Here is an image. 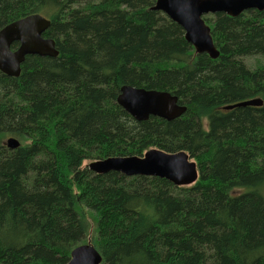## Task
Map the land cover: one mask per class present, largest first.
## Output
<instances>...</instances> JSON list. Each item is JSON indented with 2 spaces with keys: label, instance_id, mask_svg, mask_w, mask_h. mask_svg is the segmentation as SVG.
Wrapping results in <instances>:
<instances>
[{
  "label": "trees",
  "instance_id": "1",
  "mask_svg": "<svg viewBox=\"0 0 264 264\" xmlns=\"http://www.w3.org/2000/svg\"><path fill=\"white\" fill-rule=\"evenodd\" d=\"M154 2L0 0V29L39 14L58 52L0 72V264H66L82 245L100 264H264V11L205 15L213 60ZM122 86L186 111L137 122ZM251 99L262 105L222 110ZM152 149L187 153L196 181L84 165Z\"/></svg>",
  "mask_w": 264,
  "mask_h": 264
},
{
  "label": "water",
  "instance_id": "2",
  "mask_svg": "<svg viewBox=\"0 0 264 264\" xmlns=\"http://www.w3.org/2000/svg\"><path fill=\"white\" fill-rule=\"evenodd\" d=\"M151 9L162 13L181 27L185 41L193 47L195 53L206 54L214 60L218 58L219 51L213 44L210 28L203 17L221 13L235 18L249 10L264 11V0H155ZM49 26L48 19L34 14L0 29V72L16 78L20 74V66L25 57L31 55L57 57L55 42L43 37ZM13 43H18L15 50L11 49ZM116 101L137 122L147 121L149 117L169 122L186 111V107L178 104L176 95L165 91L122 86ZM261 105V99H251L223 106L222 110L230 111ZM5 145L10 150L19 147L18 141L14 138L6 139ZM87 168L97 174L117 172L127 177L165 179L178 187L190 186L198 177L195 163L184 151L167 153L152 149L141 158H108L91 162ZM100 262L101 257L91 246L82 245L71 252L66 264H100Z\"/></svg>",
  "mask_w": 264,
  "mask_h": 264
},
{
  "label": "rangeland",
  "instance_id": "3",
  "mask_svg": "<svg viewBox=\"0 0 264 264\" xmlns=\"http://www.w3.org/2000/svg\"><path fill=\"white\" fill-rule=\"evenodd\" d=\"M204 17H205V16H204ZM245 62H246L247 65H250V64L252 65V64H253V61H252V60H247V61H245ZM4 143H5V141H4ZM144 154H145V153H144ZM144 154H143V155H144ZM138 158H140V157H138ZM190 159H191V158H190ZM88 164H89L88 162H85V163H84V165H88ZM262 193H263V195H264V189H263ZM88 220H90V219L88 218ZM90 221H91V220H90Z\"/></svg>",
  "mask_w": 264,
  "mask_h": 264
},
{
  "label": "flooded vegetation",
  "instance_id": "4",
  "mask_svg": "<svg viewBox=\"0 0 264 264\" xmlns=\"http://www.w3.org/2000/svg\"><path fill=\"white\" fill-rule=\"evenodd\" d=\"M246 12V11H245ZM262 12V11H261ZM244 13V12H243ZM225 15V14H224ZM204 20V19H203ZM17 46H18V43H13L12 45H11V49L12 50H15L16 48H17ZM193 48V47H192ZM195 51V50H194Z\"/></svg>",
  "mask_w": 264,
  "mask_h": 264
},
{
  "label": "bare ground",
  "instance_id": "5",
  "mask_svg": "<svg viewBox=\"0 0 264 264\" xmlns=\"http://www.w3.org/2000/svg\"><path fill=\"white\" fill-rule=\"evenodd\" d=\"M243 18V17H242Z\"/></svg>",
  "mask_w": 264,
  "mask_h": 264
}]
</instances>
